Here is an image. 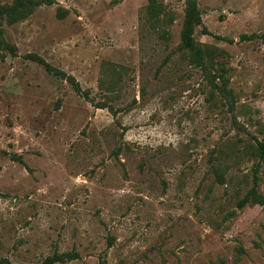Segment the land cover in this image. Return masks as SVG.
Returning <instances> with one entry per match:
<instances>
[{
  "label": "rangeland",
  "instance_id": "1",
  "mask_svg": "<svg viewBox=\"0 0 264 264\" xmlns=\"http://www.w3.org/2000/svg\"><path fill=\"white\" fill-rule=\"evenodd\" d=\"M159 1L155 28L147 0L2 18L8 264H264V204L237 205L252 186L264 197V0H196L202 66L178 48L185 0Z\"/></svg>",
  "mask_w": 264,
  "mask_h": 264
},
{
  "label": "trees",
  "instance_id": "2",
  "mask_svg": "<svg viewBox=\"0 0 264 264\" xmlns=\"http://www.w3.org/2000/svg\"><path fill=\"white\" fill-rule=\"evenodd\" d=\"M50 0H17L12 6L0 5V22L3 17L7 18L8 22H13L18 19L26 17L31 13L33 7L40 3H45ZM145 8L146 19L149 25L155 28L160 22L163 21V15L165 13V6L159 0H147ZM163 17V18H162ZM200 22V12L197 6L196 0H185L184 16L180 29V42L178 48L186 50L189 53L190 63L195 66H202L204 59L207 58L208 52L202 47L198 46L193 39V32L195 27ZM0 50H7L11 54L14 53L13 48L6 41L0 38ZM26 57L41 64L46 70L59 75L62 72L50 66L44 59L36 54H26ZM70 77V76H69ZM72 81V85L76 92H80V86L73 77L69 78ZM259 151L264 154V140L257 141ZM246 203H258L264 204L263 195L257 191L255 186H252L250 190L238 201V207H242ZM73 253H61L48 257L44 260L43 264H52L55 261H62L65 258H72ZM6 258H0V264H8Z\"/></svg>",
  "mask_w": 264,
  "mask_h": 264
}]
</instances>
